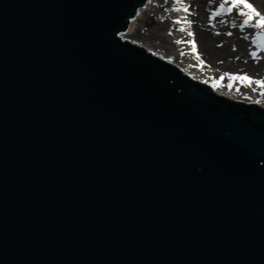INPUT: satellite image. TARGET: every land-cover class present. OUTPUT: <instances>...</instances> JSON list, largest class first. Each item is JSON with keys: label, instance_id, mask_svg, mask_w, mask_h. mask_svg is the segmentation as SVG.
Returning a JSON list of instances; mask_svg holds the SVG:
<instances>
[{"label": "water", "instance_id": "water-1", "mask_svg": "<svg viewBox=\"0 0 264 264\" xmlns=\"http://www.w3.org/2000/svg\"><path fill=\"white\" fill-rule=\"evenodd\" d=\"M146 1L0 0V264H264V107L121 37Z\"/></svg>", "mask_w": 264, "mask_h": 264}, {"label": "bare ground", "instance_id": "bare-ground-1", "mask_svg": "<svg viewBox=\"0 0 264 264\" xmlns=\"http://www.w3.org/2000/svg\"><path fill=\"white\" fill-rule=\"evenodd\" d=\"M161 2L162 0H151L150 3L149 0H147L144 6L138 9L134 19L131 20L128 28L124 33H121L120 36L124 39H128L130 42L132 41L134 44L142 46L156 57L158 56L165 61H169L171 64L173 63L187 74L190 73L192 76L194 75L196 78L199 77L201 80L211 84H213L214 80L218 79L220 75L219 73L218 75H212L207 67L215 65L218 62L221 64V61L224 63L223 70H225V72L231 69L233 70L232 73H234L237 69H240L241 72H239V74L246 72L254 79L264 78V58L258 56L259 53L257 54V58L253 59L249 54L251 51H256V48L252 47L250 43V37L258 30L251 26H247L243 30L238 26L232 27V21H235L237 25H239L243 19V17L237 14L238 10L234 9L226 19H222L225 22L220 23L221 20L217 17L212 20L209 19V13L218 7L220 0H215L213 3H209V0H182L181 4L175 6L180 8L188 6L189 13H185L184 11H170L176 13L174 17H177L182 23L175 24L173 22L170 24L167 22L166 18H163L161 23H155L152 21L149 14L146 13L152 7L163 5ZM251 2L259 12L264 14V0H251ZM167 4L170 9H172L174 0H169ZM185 18L192 21L191 29L195 34L194 39L197 44V52L200 54V58L205 62L203 66L199 65L197 59L195 60L194 57L196 56L192 54L191 45L187 43H175L178 47L177 49L180 51L177 49L173 51L170 50L171 48L165 46L166 43H168V37H166L168 34L161 35V37L157 36L153 31L144 34L134 26L135 22L139 20L143 22V25H154V29L156 30L164 26L168 27L169 25L173 30L177 31L176 37L180 35V40L188 41L193 39V37L188 36L189 25L183 23ZM256 19H258V17H254L253 23ZM180 27H184L185 31H179L178 29ZM228 31L232 33L231 36L227 35ZM245 36L249 37V39H245ZM181 52L184 53L183 56ZM237 57H239V59H237ZM235 83H237L236 85L238 86L233 85V87L229 89L226 82L224 83L222 81V85L219 87L238 97L240 96L247 101L264 107V95L260 94V89L257 85L252 84L251 86H244L238 81ZM237 88L239 91H237ZM253 88L257 90L253 91ZM257 101H259V103H257Z\"/></svg>", "mask_w": 264, "mask_h": 264}, {"label": "snow or ice", "instance_id": "snow-or-ice-1", "mask_svg": "<svg viewBox=\"0 0 264 264\" xmlns=\"http://www.w3.org/2000/svg\"><path fill=\"white\" fill-rule=\"evenodd\" d=\"M151 3V0H149ZM165 3H168V0H164ZM215 0H209V3H213ZM182 0H174V6L172 9H166V11H175V12H180L184 11L185 13H189V7L185 6L183 8L176 7L175 5L181 4ZM227 5V6H226ZM238 10L237 14L240 17H243L242 21L237 25L235 21H232V27H239L241 30H243L247 26H251L258 31L255 32L254 37L251 38V43L256 46V51H251L249 54L253 57V59L257 58L258 51L264 50V14L259 12L252 3L249 2V0H220L219 6L211 12L209 19H215L218 16H222L225 13L231 14L233 10ZM254 17H258V19L255 20L253 23ZM163 19V18H161ZM225 21L221 20L220 23H224ZM175 24H180L182 23L181 20L177 19L174 21ZM183 23H186L188 25L192 24L191 20H188L185 18ZM181 32L185 31L184 27H180L178 29ZM169 34L171 35V30L169 31ZM194 33L193 32H188V36L193 37V39L188 40V41H183V40H176L175 43L181 44V43H187L191 45V51L196 54V59L199 61V65L203 66L204 61L203 59L200 58V54L197 52V44L194 39ZM227 35L231 36L232 33L228 32ZM245 39H249V37L245 36ZM235 48V46H234ZM181 55L183 56L184 53L181 52ZM239 59V57H237ZM222 63V61H221ZM228 78L229 83L227 87L231 89L234 85L235 82H239L240 84L244 86H251L252 84H255L259 87L260 89V94L264 95V78L261 79H254L253 77L249 76L247 73L244 74H239V73H222L219 79H215L212 86L219 87L222 85V81L225 78ZM207 82V81H206ZM256 88H253V91H256ZM237 91L239 89L237 88ZM250 99V97H249ZM259 103V101H257Z\"/></svg>", "mask_w": 264, "mask_h": 264}, {"label": "rangeland", "instance_id": "rangeland-1", "mask_svg": "<svg viewBox=\"0 0 264 264\" xmlns=\"http://www.w3.org/2000/svg\"><path fill=\"white\" fill-rule=\"evenodd\" d=\"M161 3H163V5H160L159 7L157 6V7H154V8L152 7L150 9L148 8L149 10L147 11L146 14H149V16L151 17L152 21H154L155 23H161V21H163V19H161V18H166L167 22H169L170 24L173 23L174 22L173 20L177 19V17H174L176 15V13L170 12V11H166V9L170 10V7H169V5L167 3L164 2V0H162ZM211 12L210 13L207 12V13H209V15H210ZM229 15L230 14L226 13V14H223L222 16H218L217 18L222 20V19H226V17H228ZM209 23H211V22H209ZM134 26H136V28L141 30L144 34H148L150 31H153L154 33L157 34V36H160V37H161V35L168 34V35H166V37H168V43H166L165 46L168 47V48H171L170 50H173V51H175L178 48L175 45V41L176 40H180L181 36L179 35L178 37H176L177 31L173 30L172 27H170L169 25H168V27L164 26V27H161L158 30H156V29H154V25H149V26L148 25H143V22L141 20H139V21L135 22ZM188 27H189V31L188 32H193L192 29H191V25H189ZM170 30H171V35L169 34ZM228 32H230V31H228ZM243 33L247 34L246 32H243ZM177 50H179V49H177ZM192 54L196 56L195 53H192ZM192 54H190V55H192ZM258 54H259L258 56H260L261 58H264V53L263 52L258 51ZM194 58L196 60V57H194ZM223 64L224 63L219 64V62H218L215 65L207 67L208 71H210L212 73V75H218V73H219V75L221 76L222 73H225V70H223V67H224ZM226 72L227 73H232L233 70L230 69V70H227ZM239 72H241L240 69H237V71L234 72V73H239ZM244 73H246V72H242L241 74H244ZM223 82L224 83L226 82V85H228V83H229L228 78L226 77L223 80ZM236 84L237 83H234V85H236Z\"/></svg>", "mask_w": 264, "mask_h": 264}]
</instances>
